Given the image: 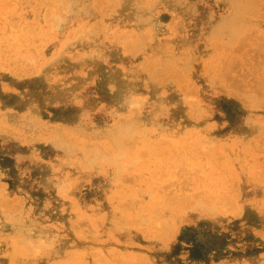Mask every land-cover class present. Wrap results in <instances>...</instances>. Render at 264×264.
<instances>
[{
	"label": "rangeland",
	"instance_id": "obj_1",
	"mask_svg": "<svg viewBox=\"0 0 264 264\" xmlns=\"http://www.w3.org/2000/svg\"><path fill=\"white\" fill-rule=\"evenodd\" d=\"M0 264H264V0H0Z\"/></svg>",
	"mask_w": 264,
	"mask_h": 264
},
{
	"label": "bare ground",
	"instance_id": "obj_2",
	"mask_svg": "<svg viewBox=\"0 0 264 264\" xmlns=\"http://www.w3.org/2000/svg\"><path fill=\"white\" fill-rule=\"evenodd\" d=\"M73 1H76V0H73ZM133 1V0H132ZM77 3H79V2H77ZM130 4H132V3H130ZM136 4V3H135ZM232 4V3H231ZM240 5V4H239ZM76 6V5H75ZM233 6V5H232ZM65 7V6H64ZM74 7V6H73ZM72 7V9L71 10H73V9H75V8H73ZM234 7V6H233ZM68 8H69V6H68ZM78 8V7H77ZM129 8V7H128ZM133 8V7H132ZM67 9V8H66ZM65 9V10H66ZM138 9V8H137ZM234 9V8H233ZM244 9V8H243ZM246 9V8H245ZM60 10V9H59ZM133 10V9H132ZM135 10V9H134ZM147 10V9H146ZM184 10V9H183ZM187 11H189L188 9H186ZM250 10V9H249ZM252 10V9H251ZM136 11H138V10H136ZM140 11V10H139ZM185 11V10H184ZM247 11V10H246ZM56 12V11H55ZM68 12V11H67ZM233 12V11H232ZM238 12V10H234V17L236 18V19H238V20H242V22H240V21H238L239 23H241V24H243L246 20V15H247V13H245V12H242L241 14H238L237 13ZM134 13V12H133ZM136 13V12H135ZM147 13V12H146ZM184 13V12H183ZM186 13V12H185ZM254 13V12H253ZM61 15V14H60ZM142 15V14H141ZM135 16V15H134ZM233 17V18H234ZM146 18V17H145ZM147 18H148V16H147ZM249 18V17H248ZM247 18V19H248ZM252 18V17H251ZM254 18V17H253ZM139 19V18H138ZM141 19H143V17L141 16ZM137 20V19H136ZM146 20V19H145ZM148 20V19H147ZM231 21L233 20V19H230ZM250 20V19H249ZM139 22V21H138ZM146 22V21H145ZM152 23V22H151ZM150 23V24H151ZM145 24V23H144ZM226 23L224 22V21H221V22H219L217 25H216V27L214 28L216 31H217V34H218V32L219 31H221V30H223V28L224 27H226V25H225ZM146 25V24H145ZM153 25V24H152ZM139 26V25H138ZM150 26V25H149ZM247 28H248V26H246ZM133 29V28H132ZM139 29V28H138ZM87 30V29H86ZM213 31V30H212ZM236 31V30H235ZM79 32H80V30H79ZM149 33H151L152 31H148ZM255 32H257V31H255ZM153 33V32H152ZM151 33V34H152ZM243 34V33H242ZM253 34V33H252ZM97 35V34H96ZM149 35V34H148ZM235 34H234V31H233V34H232V36H234ZM116 36V35H115ZM122 36V35H121ZM214 36V35H213ZM217 36V35H216ZM117 37H119V36H117ZM116 37V38H117ZM156 37V36H155ZM154 37V38H155ZM219 37V36H218ZM237 37V36H236ZM144 39V38H143ZM75 40V39H74ZM76 40H77V38H76ZM121 40V39H120ZM145 40V39H144ZM66 46V45H65ZM61 75V74H60ZM62 76V75H61ZM60 78V77H59ZM58 78V79H59ZM123 77H121V79H122ZM117 80H119V79H117ZM132 80V79H131ZM58 81V80H57ZM115 81V80H114ZM59 82V81H58ZM63 82V81H62ZM131 82V81H130ZM133 82V81H132ZM57 82H55V84H56ZM128 83V82H127ZM117 84V83H116ZM131 84V83H130ZM135 84H137V82L135 83ZM64 85V84H63ZM68 86V85H67ZM131 86V85H130ZM129 86V87H130ZM133 87H135V86H133ZM133 87H131V88H133ZM226 87V86H225ZM60 89V88H59ZM126 89V88H125ZM133 89H135V88H133ZM124 91V90H123ZM132 92V91H131ZM133 93V92H132ZM118 94V93H117ZM123 95H124V93H123ZM119 96V95H118ZM133 97V96H132ZM257 100V99H256ZM137 101V100H136ZM135 101V102H136ZM132 112V111H131ZM134 112V111H133ZM13 115V114H12ZM11 115V116H12ZM134 115H135V113H134ZM21 116V115H20ZM20 116H18V117H20ZM14 117V116H13ZM17 117V116H16ZM127 118V117H126ZM146 118V117H145ZM151 118V117H150ZM17 119V118H16ZM23 120V119H22ZM127 120H128V118H127ZM143 120V119H142ZM152 120V119H151ZM14 121V120H13ZM129 122V121H128ZM131 122V121H130ZM129 122V123H130ZM134 122V121H133ZM154 122V121H153ZM117 123V122H116ZM115 124V123H114ZM147 125V124H146ZM158 125V124H157ZM116 126V125H115ZM152 126V125H151ZM171 126V125H170ZM147 127V126H146ZM129 128H130V126H129ZM167 128V127H166ZM106 129V128H105ZM151 131H153V130H151ZM150 131V132H151ZM154 132V131H153ZM143 133V132H142ZM152 133V132H151ZM137 134H139V133H137ZM194 134V133H193ZM129 135V133H127L126 131L124 132H121L120 133V136L121 137H124L125 138V136H128ZM141 135V134H140ZM195 135V134H194ZM69 137V136H68ZM123 138V139H124ZM128 140V139H127ZM73 142V141H72ZM123 142H124V140H123ZM137 149V148H136ZM139 149V148H138ZM96 152V151H95ZM109 155V154H108ZM35 239V238H34ZM30 241V240H29ZM16 245H17V242L15 243ZM24 246H25V244H24ZM15 247H17V246H15ZM77 252V251H76ZM77 254V253H76ZM73 259V258H72ZM69 262V261H68Z\"/></svg>",
	"mask_w": 264,
	"mask_h": 264
},
{
	"label": "trees",
	"instance_id": "obj_3",
	"mask_svg": "<svg viewBox=\"0 0 264 264\" xmlns=\"http://www.w3.org/2000/svg\"><path fill=\"white\" fill-rule=\"evenodd\" d=\"M193 256L195 257H202L200 250L197 248L192 251Z\"/></svg>",
	"mask_w": 264,
	"mask_h": 264
}]
</instances>
